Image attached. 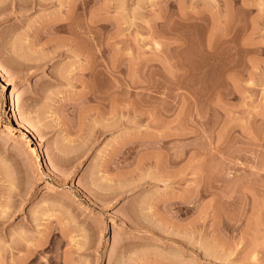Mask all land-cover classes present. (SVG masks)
I'll return each mask as SVG.
<instances>
[{
	"label": "rangeland",
	"instance_id": "rangeland-1",
	"mask_svg": "<svg viewBox=\"0 0 264 264\" xmlns=\"http://www.w3.org/2000/svg\"><path fill=\"white\" fill-rule=\"evenodd\" d=\"M163 4L0 0V264H264V0Z\"/></svg>",
	"mask_w": 264,
	"mask_h": 264
},
{
	"label": "bare ground",
	"instance_id": "bare-ground-1",
	"mask_svg": "<svg viewBox=\"0 0 264 264\" xmlns=\"http://www.w3.org/2000/svg\"><path fill=\"white\" fill-rule=\"evenodd\" d=\"M35 5H36V4H35ZM32 6H33V5H32ZM2 8H3V7H2ZM0 9H1V8H0ZM1 10H3V9H1ZM59 53H60V52H59ZM58 55H59V54H58ZM21 64H23V63L21 62ZM26 65H27V64H26ZM28 65H29V64H28ZM28 67H29V66H28ZM54 76H55V75H54ZM57 77H58V76H57ZM57 77H55V78H57ZM61 77H62V75L60 76V80H61ZM63 78H64V77H63ZM58 80H59V78H58ZM91 86H92V85H91ZM90 92H91V91H90ZM90 94H91V93H90ZM83 95H85V94H83ZM87 95H89V90H88V92H86V96H87ZM86 96H85V97H86ZM94 96H95V95H94ZM83 97H84V96H83ZM90 97H91V96H90ZM90 97H89V98L87 97V98L90 99ZM96 97H97V96H96ZM93 98H94V97H93ZM97 98H98V97H97ZM91 99H92V98H91ZM95 99H96V98H95ZM102 100H103V99H102ZM88 101H89V100H88ZM88 111L90 112L91 110H88ZM88 111H87V112H88ZM114 111H115V110H114ZM97 113H98V112H97ZM99 113H100V112H99ZM89 115H90V114H89ZM116 115H117V114H116ZM86 116H87V114H86ZM84 117H85V116H84ZM90 117H92V116H90ZM117 117H118V116H117ZM86 118H87V117H86ZM116 120H117V118H116Z\"/></svg>",
	"mask_w": 264,
	"mask_h": 264
},
{
	"label": "crops",
	"instance_id": "crops-1",
	"mask_svg": "<svg viewBox=\"0 0 264 264\" xmlns=\"http://www.w3.org/2000/svg\"><path fill=\"white\" fill-rule=\"evenodd\" d=\"M163 1H164V4H163V5H164V7H165V6H166V0H163Z\"/></svg>",
	"mask_w": 264,
	"mask_h": 264
}]
</instances>
